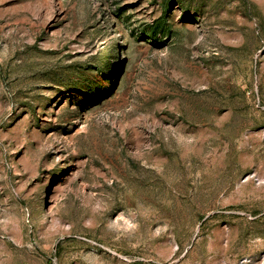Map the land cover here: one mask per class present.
I'll use <instances>...</instances> for the list:
<instances>
[{
    "label": "rangeland",
    "instance_id": "374dc122",
    "mask_svg": "<svg viewBox=\"0 0 264 264\" xmlns=\"http://www.w3.org/2000/svg\"><path fill=\"white\" fill-rule=\"evenodd\" d=\"M0 264H264V0H0Z\"/></svg>",
    "mask_w": 264,
    "mask_h": 264
}]
</instances>
